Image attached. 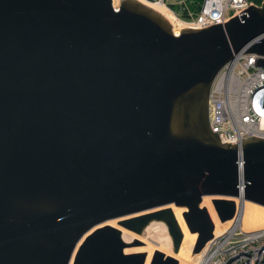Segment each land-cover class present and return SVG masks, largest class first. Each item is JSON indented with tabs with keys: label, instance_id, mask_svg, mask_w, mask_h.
<instances>
[{
	"label": "water",
	"instance_id": "1",
	"mask_svg": "<svg viewBox=\"0 0 264 264\" xmlns=\"http://www.w3.org/2000/svg\"><path fill=\"white\" fill-rule=\"evenodd\" d=\"M264 5L181 29L139 0H0V264H186L264 207V139L213 132Z\"/></svg>",
	"mask_w": 264,
	"mask_h": 264
},
{
	"label": "built area",
	"instance_id": "2",
	"mask_svg": "<svg viewBox=\"0 0 264 264\" xmlns=\"http://www.w3.org/2000/svg\"><path fill=\"white\" fill-rule=\"evenodd\" d=\"M163 4L181 29L225 25L264 0H148ZM255 53H238L216 75L209 95L213 132L223 130L232 145L264 139V66ZM207 264H264V228L247 230L237 213L231 226L207 248Z\"/></svg>",
	"mask_w": 264,
	"mask_h": 264
},
{
	"label": "bare ground",
	"instance_id": "3",
	"mask_svg": "<svg viewBox=\"0 0 264 264\" xmlns=\"http://www.w3.org/2000/svg\"><path fill=\"white\" fill-rule=\"evenodd\" d=\"M142 3L152 7L159 13H161L166 19H168L170 22L181 28V26L176 22L174 16L172 13L161 3L159 2H151L148 0H139ZM117 5L120 6V0H117ZM248 204H254L258 208L264 209L263 206L252 203L250 201H244L240 198H238L237 201V206H238V211L237 213L239 214L240 220L242 219L244 228L247 230H252V229H259V228H264V220L258 218V216L254 215L252 211L249 209ZM254 227V228H253ZM194 258L198 257L200 259L199 264H207L208 262V253L207 251L202 254H193ZM191 259V258H190ZM190 259L186 262V264H190ZM192 260V259H191Z\"/></svg>",
	"mask_w": 264,
	"mask_h": 264
},
{
	"label": "rangeland",
	"instance_id": "4",
	"mask_svg": "<svg viewBox=\"0 0 264 264\" xmlns=\"http://www.w3.org/2000/svg\"><path fill=\"white\" fill-rule=\"evenodd\" d=\"M248 206L254 215H256V216H258V218L264 220V209L258 208L254 204H248ZM191 259H190V264H199L200 259L198 257L194 258V256L192 255Z\"/></svg>",
	"mask_w": 264,
	"mask_h": 264
}]
</instances>
